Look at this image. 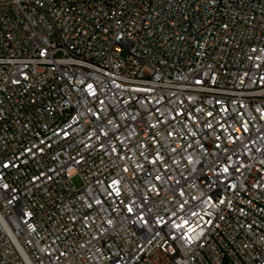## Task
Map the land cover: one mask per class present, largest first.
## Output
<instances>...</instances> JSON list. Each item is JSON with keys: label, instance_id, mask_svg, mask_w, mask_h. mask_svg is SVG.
Masks as SVG:
<instances>
[{"label": "built area", "instance_id": "built-area-1", "mask_svg": "<svg viewBox=\"0 0 264 264\" xmlns=\"http://www.w3.org/2000/svg\"><path fill=\"white\" fill-rule=\"evenodd\" d=\"M0 264H264V0H0Z\"/></svg>", "mask_w": 264, "mask_h": 264}, {"label": "rangeland", "instance_id": "rangeland-1", "mask_svg": "<svg viewBox=\"0 0 264 264\" xmlns=\"http://www.w3.org/2000/svg\"><path fill=\"white\" fill-rule=\"evenodd\" d=\"M73 183L78 188H80L83 185V181H82L81 177L78 175L73 178Z\"/></svg>", "mask_w": 264, "mask_h": 264}]
</instances>
